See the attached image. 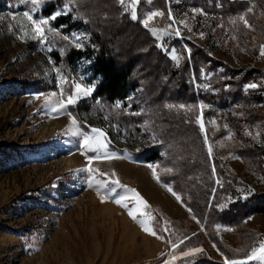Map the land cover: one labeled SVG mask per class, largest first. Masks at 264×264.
Wrapping results in <instances>:
<instances>
[{"label":"rangeland","instance_id":"rangeland-1","mask_svg":"<svg viewBox=\"0 0 264 264\" xmlns=\"http://www.w3.org/2000/svg\"><path fill=\"white\" fill-rule=\"evenodd\" d=\"M249 1L245 13L223 17L184 0H168L166 10H147L142 20L152 11L165 13L164 17L150 21L147 29H157L154 37L159 47L176 66L183 58H190L194 45L235 69L257 68L264 74V57L259 53L260 46L264 45V0L261 4L260 0ZM130 2L126 0V5ZM26 5L34 10L37 8L21 0H0V264H162L169 253L177 256L170 264H180L203 253L224 263L227 255L214 242L205 223L189 211L190 206L172 186L154 178L148 165L158 163L135 158L129 151L128 148L145 147L148 141L156 140L155 136L130 139L123 131H118L111 119L92 109L90 100L94 90L86 96L78 94L72 104L86 128L80 125L70 105L64 111L51 110L62 98L57 87L60 83L55 72L57 67L50 56L46 26L44 41L33 39L30 22L23 13L28 11L34 19L44 17L36 18ZM128 12L131 14L130 8ZM168 12L172 13L176 23L167 19ZM13 15L17 17L15 21L11 19ZM241 16L250 26L239 19ZM177 28L180 36L175 35ZM67 35L75 45L81 44V49L91 46L89 33L83 27L73 29ZM21 36L23 39L19 38ZM173 39H179L184 48L177 44L170 46ZM173 49L178 59L172 58ZM188 49H191L190 53ZM92 74L89 59H83L78 64L74 81L83 87H92ZM263 74H257L243 87L245 92L258 97L253 105L258 119L253 123L232 105L220 107L202 100L198 103L197 116L202 114L205 124L203 135H207V151L210 145L213 150L210 157H216L229 175L242 181L239 191L244 200L253 193L264 191V177L237 152L239 143L247 139L263 150L264 167ZM210 76L211 73L203 71L204 82L198 83L194 79L196 86L207 88ZM29 81L36 85H21ZM250 83H256L258 87L248 89L246 86ZM60 87L65 88V84ZM52 92L57 96L50 97ZM46 98H49L48 102ZM201 104L205 106L202 110ZM187 108L185 106L183 110ZM206 109L211 113H206ZM73 118L75 126L71 124ZM74 127L89 135H96L91 132L92 128L102 130L108 142L107 151L115 152L119 158H101L89 165L87 157L94 153L82 154L85 152L80 147L82 137L74 134ZM110 139L125 149L111 150ZM89 166L98 173L86 171ZM101 179H118L121 185L139 193L148 207L136 213L137 220H145L156 236L145 232L137 220L129 216L128 209L115 203L113 196H107L104 190L101 194L106 198L101 202L96 187V181ZM117 192L129 197L125 201L129 208L136 206L131 193L120 188ZM242 227L218 221L214 229L216 237L227 248L250 253L251 239L257 238L253 246H258L259 240L264 239V213H250ZM194 235H199L201 245L189 242ZM181 239L184 243L173 251L169 241ZM193 248L203 251L188 257L181 255L182 251ZM249 264L258 262L250 261Z\"/></svg>","mask_w":264,"mask_h":264},{"label":"trees","instance_id":"trees-1","mask_svg":"<svg viewBox=\"0 0 264 264\" xmlns=\"http://www.w3.org/2000/svg\"><path fill=\"white\" fill-rule=\"evenodd\" d=\"M184 1L223 17L245 13L250 5L249 0ZM167 3L168 0H140L138 20L135 21L118 0H43L36 10L32 6L26 7L36 18L49 20L46 30L50 56L61 73L69 78V83H65V95H68L79 62L89 59L93 71L91 80L95 86L90 100L92 109L111 119L115 128L130 139L155 136L156 140L148 141L145 147L137 150L128 148L129 151L135 158L157 162L159 178L172 186L193 214L205 223L219 249L231 259L243 257L248 251L239 254L227 248L216 237L214 227L222 221L243 228L247 215L264 213V191L253 193L245 200L240 197L242 181L229 175L216 157L209 156L196 116L198 103L202 100L220 107L232 105L243 112L249 122L257 121L253 105L258 97L252 92H245L243 87L257 74H263V70L235 69L190 42V58H183L176 66L140 22L145 11L166 10ZM57 12L61 14L52 20ZM254 18L252 16V20ZM82 27L90 36L91 46L86 49L77 48L67 35L73 29ZM175 44L184 48L179 39L169 42L170 46ZM203 71L211 73L207 88L198 87L194 82V79L198 83L204 82ZM21 85H36V82ZM118 102L120 108H116ZM169 104L177 107L169 109L166 107ZM181 104L192 106L193 111L180 109L178 106ZM70 110L80 125L86 128L77 109L70 105ZM206 111L211 113L210 109ZM109 148L119 152L125 149L111 139ZM237 152L264 177L262 149L244 139L239 143ZM188 240L196 245L203 243L199 235ZM256 240V237L251 239L249 248ZM180 264L224 263L203 253Z\"/></svg>","mask_w":264,"mask_h":264},{"label":"snow or ice","instance_id":"snow-or-ice-1","mask_svg":"<svg viewBox=\"0 0 264 264\" xmlns=\"http://www.w3.org/2000/svg\"><path fill=\"white\" fill-rule=\"evenodd\" d=\"M22 3H28L30 2L34 7L39 6L43 0H21ZM119 4L124 8V11H128L129 8L131 9V19L132 20H138V15H137V11H136V6L139 3V0H131L130 4L126 5V0H118ZM34 10V9H33ZM249 11H252V9H249ZM61 14V12H57L56 14H54L51 19L55 20L57 18V16H59ZM165 13L161 12V11H152L150 12L147 17L145 19H143L142 21H140L143 26L145 28L149 27V23L150 21H152L155 17H164ZM23 17L27 19V21L30 22L31 25V32L34 33L33 35V39H38L40 42H43L45 39V27L46 25H48L49 20L48 19H44V18H39V19H34L33 16L28 12L25 11L23 13ZM11 19L13 21H15L17 19V17L15 15H13L11 17ZM167 19L169 21H171L172 23H176L174 17L172 16L171 12L167 13ZM240 20H242L244 22V24L246 26H250L248 24L247 19H245V17L241 16L239 17ZM180 23H184L183 21H180ZM11 28V25L9 26ZM168 27H171V24L168 25ZM185 27H187V25L185 24ZM23 31V28L21 29ZM152 33L153 36L157 35V29L155 27L149 29ZM166 30V29H164ZM190 30V29H189ZM48 31H52V29H48ZM28 33L25 32V35H27ZM175 35L176 36H180V30L177 28L175 29ZM201 36H203V33H201ZM21 39H23V36L19 37ZM65 40L68 39V37H64ZM77 48H81L82 45L77 43L75 45ZM189 53L191 52V49L187 50ZM259 53L261 57H264V45L260 46L259 49ZM172 58L173 59H178V57L176 56V52L175 49L172 50ZM55 72L57 73V77L59 79V84L57 85V87L59 88V94H60V99H58L56 101V103L54 104V106L51 108V110L53 112H59V111H64L66 110L68 105H72L76 102L77 96L78 94H83V95H89L93 90H94V86L92 87H83L81 83H77L74 80L70 83L69 89H68V95L66 97V99H64V95H65V89L61 88L60 85L61 84H65V83H69V78L65 77L62 73L60 69H55ZM248 89H256L258 87V85L256 83H250L246 86ZM57 93L56 92H52L50 94V97H56ZM37 99H39V97H36ZM49 98H46V102H48ZM121 104L118 102L116 104V108H120ZM166 107H168L169 109H172L174 107H177L175 105H167ZM180 109H185V105L181 104L178 106ZM205 106L204 105H199V108L202 110ZM188 112L193 111L192 106H189L186 109ZM70 115V114H69ZM196 122L199 124V128L200 131L203 133L205 132V124L204 121L202 119V114L200 116L196 117ZM211 123H215V121H211ZM71 124L73 126L76 125V120L73 118L71 120ZM92 133H95L96 135H89L88 133H84L81 132L79 128H75L74 127V134L77 136L82 137V143L80 145L81 148H83L85 150L84 153L82 154H86L87 152H92L94 153V155L88 156V164L91 165L92 161L94 160H98L101 158H105V159H116L119 158L117 156V154L115 152L109 153L107 151L108 149V142L105 141V136L106 134L100 130V129H96V128H92L91 129ZM204 142L207 144L208 140H207V135L205 134L204 137ZM212 147L209 145L208 147V154L209 156L212 155ZM149 168H151L153 170V176L154 178H156L157 180H159V177L156 176V168L159 167L158 165H148ZM86 171H88L89 173L92 174H96L98 173L97 169H94L92 167H88L86 169ZM167 171H171V169H167ZM100 176H105L106 174L104 173H99ZM113 175H115V173H113ZM95 178V175L94 177ZM89 186L92 187L93 183L92 180L89 181ZM96 187H97V195L100 196L101 198V202L105 201L106 195L107 196H113L115 203H117L118 205H120L121 207H124L126 209H128V214L129 216L132 217L133 220H137V212L141 211V208H146L148 207L147 203L143 200L142 197H140L139 193L136 192L135 189L132 188H127L124 185H121L119 183V180H107V179H101V180H97L96 181ZM117 188L123 189L125 193H131V199L136 201V206L129 208L128 204L125 203V201L129 198L127 195H122L120 193L117 192ZM101 190H104L106 195H102L101 194ZM169 191H172L171 189H169ZM173 195H176L173 192ZM177 200H180L179 196H176ZM189 211H191V209H189ZM141 215H144L143 212H141ZM149 219H152L151 217H149ZM137 222L141 225L142 229L153 235L156 236L157 233L153 230L152 227H148L147 226V222L145 220H137ZM185 239H188L187 237H185ZM169 243L171 244V248L174 251L175 249H177L181 244L184 243V239L179 240L178 242H172L171 240L169 241ZM215 247V245H213ZM203 249L200 248H193V249H189L186 251H182L181 255L183 257H188L190 255H192L193 253L196 252H202ZM235 252L239 253V252H243L244 249H236L234 250ZM223 255V254H222ZM170 257V258H169ZM169 257H166L162 264H170L171 260H176L177 256L173 253H169ZM250 261H256L258 262V264H264V239L259 240L258 242V246H252L251 247V251L250 253H246L245 257L243 259H230L227 256L224 257V264H249Z\"/></svg>","mask_w":264,"mask_h":264}]
</instances>
